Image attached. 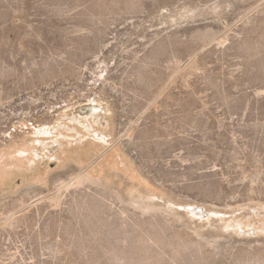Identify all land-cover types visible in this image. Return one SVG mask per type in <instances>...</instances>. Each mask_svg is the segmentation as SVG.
I'll use <instances>...</instances> for the list:
<instances>
[{"label":"rangeland","instance_id":"1","mask_svg":"<svg viewBox=\"0 0 264 264\" xmlns=\"http://www.w3.org/2000/svg\"><path fill=\"white\" fill-rule=\"evenodd\" d=\"M0 264H264V0H0Z\"/></svg>","mask_w":264,"mask_h":264},{"label":"bare ground","instance_id":"2","mask_svg":"<svg viewBox=\"0 0 264 264\" xmlns=\"http://www.w3.org/2000/svg\"><path fill=\"white\" fill-rule=\"evenodd\" d=\"M83 177V176H82ZM81 176H79V175H76L75 176V178H76V180L74 181V182H77V183H82L84 180H85V178H82ZM84 177H86V176H84ZM74 184H76V183H74ZM61 185H63V184H61ZM66 185V184H65ZM64 186V185H63ZM62 187V186H61ZM11 220V219H10Z\"/></svg>","mask_w":264,"mask_h":264}]
</instances>
